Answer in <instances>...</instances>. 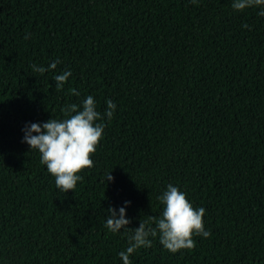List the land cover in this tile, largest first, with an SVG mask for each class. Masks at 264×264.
<instances>
[{"label": "trees", "instance_id": "trees-1", "mask_svg": "<svg viewBox=\"0 0 264 264\" xmlns=\"http://www.w3.org/2000/svg\"><path fill=\"white\" fill-rule=\"evenodd\" d=\"M259 11L232 0H0V264H123L128 234L105 227L108 209L126 207L139 227L160 216L169 183L206 209L212 235L177 253L157 236L132 264H264ZM88 95L102 114L109 99L117 107L94 166L64 193L23 129Z\"/></svg>", "mask_w": 264, "mask_h": 264}, {"label": "clouds", "instance_id": "clouds-1", "mask_svg": "<svg viewBox=\"0 0 264 264\" xmlns=\"http://www.w3.org/2000/svg\"><path fill=\"white\" fill-rule=\"evenodd\" d=\"M198 0H192L197 3ZM250 7H259L258 15L264 16V0H232V8L243 12ZM244 28L249 25L244 24ZM28 35L25 39H28ZM61 61L56 60L47 68L32 65L34 72L43 75L46 71L57 69ZM72 73L64 70L61 74L54 75L57 91H61ZM73 94L79 96L75 89ZM116 104L111 100L106 101V109L102 114L97 110V104L92 95H88L82 104L72 103L62 111L63 119H50L43 123H29L23 129L25 135L22 142H26L31 150H37L41 156V164L47 166V171L55 177L56 188L67 193L75 192L77 182L83 177L78 175L83 169L94 166L90 158L97 151V146L103 138L106 124L113 118ZM99 121V122H98ZM33 133H37L34 135ZM111 172L107 175V182L113 181ZM163 205L159 217L150 216L148 221H141L136 228L128 227L131 223L127 218L126 207L108 209V218L105 227L112 233L122 230L128 234V247L119 253L123 264H132L130 256L141 248L152 247L153 239L159 237L160 244L169 252L177 253L181 250H192L196 247L195 236L210 238L212 233L205 229L204 216L206 209L195 208L187 199L186 193L177 186L169 183L166 190L158 196ZM130 201H125L129 205Z\"/></svg>", "mask_w": 264, "mask_h": 264}]
</instances>
